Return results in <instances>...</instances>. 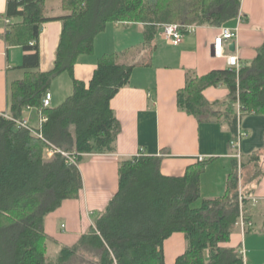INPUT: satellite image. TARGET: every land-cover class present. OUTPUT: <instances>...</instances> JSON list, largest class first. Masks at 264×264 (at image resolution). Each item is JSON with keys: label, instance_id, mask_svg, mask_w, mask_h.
I'll list each match as a JSON object with an SVG mask.
<instances>
[{"label": "trees", "instance_id": "1", "mask_svg": "<svg viewBox=\"0 0 264 264\" xmlns=\"http://www.w3.org/2000/svg\"><path fill=\"white\" fill-rule=\"evenodd\" d=\"M47 1L6 2V17L18 20L7 25L3 38L22 46V68L38 66L36 41L43 22L60 20L62 30L52 68L27 71L11 82L8 114H0V264H166L163 243L176 232L184 234L186 247L172 264H245L240 244L230 240L238 229L239 174L244 187L262 173L257 151L246 159L242 155L240 173L232 160L225 193L212 199L200 194V175L210 159L167 176L160 171L161 156L122 158L117 191L86 233L71 245H59L44 229L46 215L79 197L82 156L115 150L119 124L110 100L130 80L135 63L122 58L134 49L101 55L86 83L74 76V65L79 55L93 51L96 35L109 22L140 23L145 46L168 23L227 25L239 16L241 0H58L64 14L53 18L45 15ZM63 72L71 77V94L55 107H42L44 94ZM220 84L228 89L226 99L209 101L204 90ZM236 103L241 116L264 115V40L237 71L227 66L188 77L177 93L181 109L199 121L225 123L231 140L237 132ZM26 107L46 116L36 128L40 136L16 124ZM47 149L53 151L50 158L44 156ZM248 169L254 173L244 177ZM197 200L200 204L192 206ZM51 244L59 246L55 256L48 254Z\"/></svg>", "mask_w": 264, "mask_h": 264}, {"label": "crops", "instance_id": "2", "mask_svg": "<svg viewBox=\"0 0 264 264\" xmlns=\"http://www.w3.org/2000/svg\"><path fill=\"white\" fill-rule=\"evenodd\" d=\"M6 2L0 0V114L3 115L8 114V88L11 82L22 79L27 71H48L52 68L62 30V22L57 19L47 20L40 25L36 41L38 66L36 69H24L21 67L25 54L22 46L8 45L3 38L7 25L18 20L6 17ZM62 14L64 12L59 1L46 2L47 17ZM236 25L237 36L230 41L235 44L234 51L229 50L230 43L226 42L222 45L224 56L216 55L214 49L213 42L219 33V26H196L194 31L185 33L176 46L164 35L161 27L152 42L143 46V26L132 22H109L96 35L93 51L78 56L74 76L86 83L104 53L132 48L134 52L123 56L122 62L135 63V66L129 82L110 100L119 124L114 152L84 154L78 164L82 176L79 197L63 201L44 219L46 233L59 245L75 243L104 210L117 191L118 163L122 158L140 153L161 156L160 171L167 176L182 175L188 167L210 159L200 175L201 197L212 199L225 193L227 176L235 159L231 155L228 127L219 121H199L177 105V93L188 77L227 67L226 55L237 56L241 65L252 61L257 47L264 40V0H241L239 16L226 26ZM145 54L149 55L147 60L142 59ZM47 92L50 93L48 107L62 103L72 92L70 75L67 72L58 75ZM204 95L209 101L220 103L226 99L228 89L220 84L206 88ZM41 115L39 109L26 107L21 119L36 130L44 122ZM261 115L251 112L240 118V127L246 133L241 141V153L245 159L254 151L261 156L260 147L264 146L261 139L264 115ZM44 156L50 158L52 154L45 150ZM259 166L262 173L256 181L244 187L241 180L238 182V189L249 190L250 195L259 198L255 206L248 205L247 214L252 227L256 225L260 234L246 236L238 226L230 240V245L240 244L245 264H264V160L261 158ZM237 169L240 173L238 162ZM184 245L186 242L181 232L165 239V263L172 264L184 251ZM166 253L169 255L168 260Z\"/></svg>", "mask_w": 264, "mask_h": 264}, {"label": "built area", "instance_id": "3", "mask_svg": "<svg viewBox=\"0 0 264 264\" xmlns=\"http://www.w3.org/2000/svg\"><path fill=\"white\" fill-rule=\"evenodd\" d=\"M6 22H9L8 18H5ZM196 25H191V24H179V23H168L163 26V33L164 35L171 41V43L176 46L180 43L182 37L184 36L185 33L187 32H192L194 31V28ZM238 33V27L236 26H221L219 28V33L218 35L214 38V49H215V54L218 56H224L223 54V44L227 42L230 43ZM227 59V64L228 66L234 68L236 71L240 67V62L238 60V57L235 55H226L225 56ZM50 104V93L46 92L42 98V107H48ZM239 107V105H238ZM240 107L238 108V111L236 113L237 119H238V124H237V132H236V137L233 140H230V145L232 148V157H234L238 165H240V161L242 159V153H241V141L242 139L246 136V133L241 129L240 127ZM7 116V115H5ZM41 120L45 121L46 116L44 114L41 115ZM16 124L18 126L24 127L29 129L31 132L34 134L40 136V133H37L36 130L31 129L26 120H16ZM47 152L49 154H52L53 151L51 149H47ZM65 156H67L70 160L71 163H75V160L73 157H69L66 153H64ZM248 199L249 200V206H255L259 198L253 196V195H245L241 189L238 191V207H239V217H238V226L240 227L242 232H245L246 228L249 226H252V223L249 219H247L246 214H247V207L248 205L244 203V200ZM244 255V251H241Z\"/></svg>", "mask_w": 264, "mask_h": 264}, {"label": "rangeland", "instance_id": "4", "mask_svg": "<svg viewBox=\"0 0 264 264\" xmlns=\"http://www.w3.org/2000/svg\"><path fill=\"white\" fill-rule=\"evenodd\" d=\"M54 2H58V0H53ZM191 25H196V24H191ZM197 26V25H196ZM148 57H149V55L148 54H145V55H143V57H142V59H144V60H147L148 59ZM238 103H236L235 104V110H236V112L238 111ZM258 114H260V113H258ZM261 115V114H260ZM246 116V115H245ZM261 116H263V115H261ZM243 118H244V116H243ZM241 124H242V122H241ZM261 139L264 141V130H263V132H261ZM261 148V156H260V158H261V160H264V146H262V147H260ZM80 163V162H79ZM78 163V164H79ZM246 171H247V174H246ZM246 171H244V173H245V175H244V177H247L248 175L250 176V174L251 173H254V171H253V169H251V171L248 169V170H246ZM239 180H241V177H240V174H239ZM239 185V184H238ZM200 204V201L199 200H197V201H195L193 204H192V206H194V207H197L198 205ZM97 214V213H96ZM96 214H94L93 216H92V218H94V216L96 215ZM252 227V226H251ZM253 230L254 231H245L244 232V234L246 235V236H248L249 234H260V231H258L257 230V226L256 225H254L253 227ZM185 244V243H184ZM186 245H184V247H185ZM58 248H59V246L58 245H55V244H51L50 245V248H49V255H51V256H55L56 255V253H57V251H58ZM185 249V248H184ZM183 251V250H182ZM169 259V255H167V253H166V260H168Z\"/></svg>", "mask_w": 264, "mask_h": 264}, {"label": "water", "instance_id": "5", "mask_svg": "<svg viewBox=\"0 0 264 264\" xmlns=\"http://www.w3.org/2000/svg\"><path fill=\"white\" fill-rule=\"evenodd\" d=\"M234 46H235L234 42H231L230 45H229V47H228L229 50L230 51H234Z\"/></svg>", "mask_w": 264, "mask_h": 264}]
</instances>
